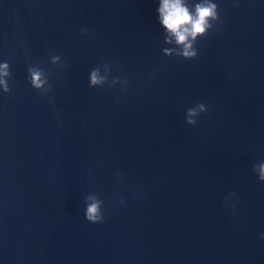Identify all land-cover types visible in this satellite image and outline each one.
Listing matches in <instances>:
<instances>
[{
  "label": "water",
  "instance_id": "obj_1",
  "mask_svg": "<svg viewBox=\"0 0 264 264\" xmlns=\"http://www.w3.org/2000/svg\"><path fill=\"white\" fill-rule=\"evenodd\" d=\"M219 7L197 57L182 60L161 54L155 0H0L12 71L0 264H264V183L251 171L264 158V2ZM27 61L52 72L48 94L26 81ZM104 61L128 77L123 91L88 87ZM198 101L208 111L187 125ZM90 191L100 223L83 218Z\"/></svg>",
  "mask_w": 264,
  "mask_h": 264
},
{
  "label": "clouds",
  "instance_id": "obj_2",
  "mask_svg": "<svg viewBox=\"0 0 264 264\" xmlns=\"http://www.w3.org/2000/svg\"><path fill=\"white\" fill-rule=\"evenodd\" d=\"M238 2V0H235ZM264 2V0H262ZM155 22L161 30L163 46L160 51L163 56H174L182 60H192L198 55L197 42L205 37L220 20L219 0H155ZM87 28H81L80 34L86 35ZM48 63L57 68L63 67L60 53H49ZM25 79L31 88L41 94H48L52 88V72L40 63L27 61ZM12 71L8 59H0V94L11 92L10 81ZM126 75L113 74V64L104 61L91 67L87 73L89 88L119 87L121 91L128 85ZM118 102V98H117ZM208 111L203 101H198L184 110L183 119L187 125L195 126L198 117ZM251 171L258 182L264 183V158L251 163ZM119 177V173H117ZM230 192L224 198L227 204ZM123 203V199L120 200ZM83 218L90 224L100 223L104 219V201L96 192L83 194ZM259 239L264 240V231L258 233Z\"/></svg>",
  "mask_w": 264,
  "mask_h": 264
}]
</instances>
